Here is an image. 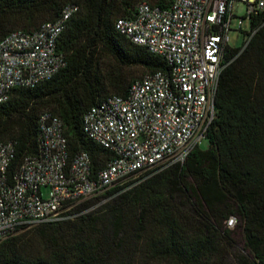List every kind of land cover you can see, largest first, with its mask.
Segmentation results:
<instances>
[{
    "label": "trees",
    "instance_id": "16d2710c",
    "mask_svg": "<svg viewBox=\"0 0 264 264\" xmlns=\"http://www.w3.org/2000/svg\"><path fill=\"white\" fill-rule=\"evenodd\" d=\"M142 1L159 8L172 3L0 0V40L76 7L56 43L65 65L32 87L13 88L0 103V142H15L10 172L25 155L38 153L44 112L62 121L70 158L86 152L94 172L110 159L85 134L86 111L111 95L126 97L146 74L171 69L115 28ZM252 25L260 27L245 47L225 54L206 148L78 204L72 218L0 242V264H264V14L252 17ZM231 217L247 254L236 253Z\"/></svg>",
    "mask_w": 264,
    "mask_h": 264
},
{
    "label": "built area",
    "instance_id": "2783aa9c",
    "mask_svg": "<svg viewBox=\"0 0 264 264\" xmlns=\"http://www.w3.org/2000/svg\"><path fill=\"white\" fill-rule=\"evenodd\" d=\"M238 3L245 6L242 17L234 13ZM75 10L67 5L55 21L0 40V103L13 88L32 87L65 65L56 43ZM258 14H264V0H172L169 8L142 1L133 17L118 18L116 30L164 58L170 71L146 74L126 97L111 95L86 111L85 134L111 153L96 172L86 152L70 158L63 123L48 112L39 118L38 153L25 155L12 172L15 142H0V242L40 223L72 218L78 204L142 173L183 163L215 117L233 20L240 31L248 21L245 47L260 27L252 25ZM235 224L234 217L227 221L229 228Z\"/></svg>",
    "mask_w": 264,
    "mask_h": 264
},
{
    "label": "rangeland",
    "instance_id": "374dc122",
    "mask_svg": "<svg viewBox=\"0 0 264 264\" xmlns=\"http://www.w3.org/2000/svg\"><path fill=\"white\" fill-rule=\"evenodd\" d=\"M234 13L236 14L237 17L244 16L245 6L242 3L236 4L234 7ZM236 21H237V18H235L233 20V29L234 30H231L228 34V36H229L228 45L231 48H239L243 45L244 31H247V29H248V21L247 20H244L243 30H241V31L236 28ZM106 63L107 64H113V61L106 60ZM207 146H208V141L206 138H204L202 140V143L200 144V147L206 148ZM42 192H43V194H46V190H43ZM233 229L235 230V233L232 235V238L238 246L236 253L240 252L241 254H247V252L243 250V248H244V235H243L242 230L240 228H236V227H234ZM232 261H233V258H232Z\"/></svg>",
    "mask_w": 264,
    "mask_h": 264
}]
</instances>
